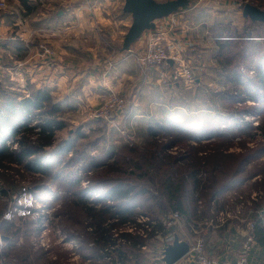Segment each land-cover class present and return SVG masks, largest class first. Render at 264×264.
Here are the masks:
<instances>
[{"label": "rangeland", "instance_id": "1", "mask_svg": "<svg viewBox=\"0 0 264 264\" xmlns=\"http://www.w3.org/2000/svg\"><path fill=\"white\" fill-rule=\"evenodd\" d=\"M97 1L99 3L103 2V4L99 5ZM105 1L111 3L116 1L117 6L114 7L117 8L115 10L118 13L121 12L124 0H90L89 6L86 7L88 9L87 13L93 16L95 11L100 12L98 7H101L100 9L111 7ZM155 1L165 2L168 0ZM216 2L219 1L190 0L188 6L179 9L175 14L181 13L180 15L183 18H180V20L184 22L194 21L192 24L193 26L196 24V28L192 24L187 23V25L193 29L192 35H199L201 38L204 36L205 30L208 33L205 37H211L210 28L216 20L220 19L230 22L233 27L238 29L239 26L235 25L236 20H234L233 15L238 12V9H242L243 4H240L239 8L233 7L234 9L230 12L211 11L212 14L209 15L216 18L207 19L206 25L195 23L199 20L198 15L199 18L204 16L203 9L211 7ZM52 5L56 7V5ZM58 8L61 7L53 9L54 17L58 12H56ZM251 30L255 31L256 43H259L263 49L264 27L258 26L257 29L252 28ZM121 45H118L117 50L121 49ZM49 50L51 51V49ZM51 53L53 52L51 51ZM240 72L249 79L252 77L254 70L249 71L243 68ZM215 74L211 73L208 79H203L206 82L204 81V84H201L200 87H197L195 83H185L192 86L191 88L185 87V84L175 87L176 83L173 81L163 84L164 89L173 91V93L167 94L166 98L162 99L164 101H161L162 104L166 103L168 106V109L165 110L168 114L161 112L158 114L159 103L155 105L144 104L140 107V111L148 118L144 117L145 122L143 124L134 122L131 126L130 123L126 125L124 122H119V124L110 127L112 124L105 122V120L90 118L88 109H98L103 102L96 108H88L81 117L70 119L76 125L81 123L86 126L88 121L96 122L91 128H89L90 126L86 127L84 130L86 133L85 138L77 141L75 149L66 154V157L54 158L53 161L56 164L53 166L50 176L40 175L26 170L24 166L16 165L10 166L8 170H0V264H87L88 262L90 264H121L116 249L119 245L122 246V243L118 240H116L114 246H107L106 250L100 251L98 249V256L94 257L97 247L91 236L94 229L87 226V223L91 222L87 213L90 208L98 211L104 205L112 206L113 202L106 197L107 192L104 187L93 188L92 180L95 172L92 165L94 164L89 159L90 157L100 158L103 156L106 158V160L97 163L96 167L99 170L116 159L120 153L124 152L126 147L136 149L139 154L145 153L151 148L148 144L153 142L145 130L149 118L157 117L158 121L152 124H160V131L162 130L161 132L164 134L154 139L157 143L171 144L169 141L177 138V134H166L174 127L181 130L184 133L183 135L192 137L189 140L178 136V139H182V141L179 142L177 139L178 143L173 144L172 148L166 152L167 155L173 157L172 160L181 159L186 155H189L186 158L191 159L196 153L198 157L205 159L213 153L220 152L229 156L227 157L228 166L233 169V167L236 168V163L240 161L241 157L251 153L258 155L244 167L249 176L255 174V177L248 178L249 180L244 184L236 187L243 186L239 194L234 195L242 196L243 200H247L256 193L258 196L254 198L255 201L250 204V208L259 205L264 206V192L262 189L264 183L261 182L264 178V154L259 155L264 147V135L262 130L259 129L260 126L264 127V93L251 91L249 96L244 94L238 96L234 86L226 79L223 78L216 82L217 74ZM169 84H172V89L168 88ZM6 90L9 89H0V105L4 101L3 92H7L6 94L10 92ZM119 95L124 98L127 107L131 104V101L137 99L136 97V99L127 101V97ZM129 113L130 109H125L122 112L126 121ZM111 128L119 131L114 132ZM76 129L75 126H71L70 129L59 131L57 133L58 141L60 143L66 141ZM210 135L211 139H207L206 137ZM134 136H136V139H132ZM173 137L175 138L173 139ZM195 138H199V140L197 141ZM196 149L197 152L192 154L193 151L191 150ZM214 149H217V151L214 152ZM53 151L49 150L48 153H53ZM75 151L81 154L71 161L70 159L75 158ZM112 153L116 157L109 156ZM119 166L125 171V174H112L109 175L108 179L114 176V178L122 180L128 175L126 171L128 173L133 170V165L128 166L123 161H120ZM166 168V165H161L162 170L151 168L149 172L155 180H160ZM178 176L180 177L181 174ZM105 178L106 175L104 174L97 177V179ZM143 182L144 180H139L140 184H143ZM156 185L157 188L159 182ZM237 196L231 198L233 202L229 199V202L223 205L221 211L234 209L238 205V202H234ZM99 199H103V201L101 202ZM79 201L82 202L79 203ZM201 201L203 202L202 206L206 205L205 199ZM254 203L256 204L254 205ZM135 205L137 206L134 209L136 213L145 212L149 207L142 199H138ZM144 205H147V208H144ZM126 226L121 227L118 231H112L113 238L119 239L118 236L121 233H128ZM138 230L139 227L134 233L135 236H139ZM151 242L152 240L149 241L150 245L154 243ZM149 244L137 249L134 256H129L127 264H146V255L149 251L153 253V249L150 248ZM161 245H156V247L161 249ZM122 247L125 250L124 246ZM162 251L163 248L160 252Z\"/></svg>", "mask_w": 264, "mask_h": 264}, {"label": "crops", "instance_id": "2", "mask_svg": "<svg viewBox=\"0 0 264 264\" xmlns=\"http://www.w3.org/2000/svg\"><path fill=\"white\" fill-rule=\"evenodd\" d=\"M31 1L36 8L30 14H26L18 0L7 2L16 12L0 10V89L16 90L25 96H28L32 88L47 90L54 101L61 105L62 118L66 124L63 130L75 126L76 131L79 130V133L86 136L84 130L89 126L91 128L96 121H88L85 126L81 123L76 125L70 119L81 117L90 107L100 106L109 91L127 97V101L137 97L125 108L130 109L127 121L120 113L110 127L119 122L126 125L130 123L131 126L134 122L143 124L145 115L140 111V107L144 104L159 103L158 114H168L165 111L168 106L161 101H164L162 99L166 98L167 94L173 93L163 86L172 81L173 61L169 60V68L146 69L135 59L143 43L150 39L158 40L168 51L170 58L177 54L188 63L196 77L194 83L197 87L204 84L203 79H208L211 73L217 74L216 82L224 78L214 57L216 46L212 38L205 37L208 34L206 30L202 38L192 35L193 29L189 28L187 23L191 25L194 21L189 23L180 20L183 18L181 13L155 21L154 30L145 31L128 51H122V45L121 49L117 50L118 45L123 43L125 33L132 22L131 16L123 12V4L121 12L118 13L115 10L117 7H114L117 2L107 1L111 7H98L100 12L95 11L91 16L86 8V2L90 0ZM218 1L203 9L204 16L199 18L198 15L199 20L195 23L206 25L207 19L216 18L209 15L212 14L211 11L230 12L233 7L239 8L242 4L240 0ZM52 4L61 7L56 10L58 12L55 17L53 9L56 7ZM97 4L102 5L103 2L97 1ZM233 16L238 29L246 24L247 20L242 16L241 8ZM203 17L205 18L202 19ZM193 27L196 28V24ZM42 47L51 49L54 55L47 56ZM180 84L185 82L176 83L175 87ZM168 88L172 89V84H169ZM156 118H149L146 122L147 134L149 128L154 127L153 124L158 121ZM132 139H136V136ZM242 188L243 186L218 196L208 210L198 207L199 216L195 219V232L184 223H178L169 234L155 237L152 245L148 243L153 253L149 251L146 255V264H164L160 250L172 242L174 235L187 244L195 236L201 237L205 240L207 254L216 264H235L237 251L246 235L245 221L256 219L257 212L262 211L264 206H255L251 209L252 213L245 211L243 221L234 219L224 225L211 227L208 220L212 217L211 211H221L223 205L229 202V197L239 194ZM262 215L263 221L258 223V227L264 230V211ZM159 244H162L161 249L156 247ZM175 264L194 263L183 258ZM249 264H264V240L254 242L249 253Z\"/></svg>", "mask_w": 264, "mask_h": 264}, {"label": "trees", "instance_id": "3", "mask_svg": "<svg viewBox=\"0 0 264 264\" xmlns=\"http://www.w3.org/2000/svg\"><path fill=\"white\" fill-rule=\"evenodd\" d=\"M18 1L26 14L32 13L36 8L31 0ZM240 1L243 5L249 3L264 10V0ZM246 20V25L241 30L221 19L216 20L210 28L211 37L216 46L214 57L219 65L220 73L227 82L234 86L238 96L243 94L249 96L251 91L264 93V48L262 49L261 45L256 43L255 31L251 30L252 28L257 29L258 26L264 27V23H252L248 19ZM166 67L169 68V64ZM243 68L249 71L253 69L252 77L248 79L242 74L240 70ZM6 91H10V95L4 91V101L0 105V170H8L10 166L16 165L24 166L26 170L40 175L50 176L53 166L56 164L53 161L54 158L66 157V154L75 149L77 141L84 139L85 136L78 130L66 141L62 143L58 141L57 133L63 130L66 124L62 118L61 105L54 101L47 90L32 88L28 96L14 90ZM159 125H154L148 130V135L153 140L151 144H148L151 148L144 149L148 153L146 151L139 154L136 149L126 147L116 159L99 170L96 167L97 163L106 160V158L103 156L100 158L90 157L89 159L94 164L92 165L95 172L92 180L93 188L104 187L107 192L106 197L113 202L112 206L104 205L98 211L90 208V211L86 212L91 220L87 226L94 229L93 235H91L93 243L97 247L94 257L98 256V249L106 250L107 246H114L118 240L125 248L123 250V247L119 245L116 249L118 257H120L121 264H127L129 256H134V252L147 245L150 240L155 241L157 234H161V236L169 234L161 224L162 217L177 211L187 221H195L199 216L198 203L202 202L201 200L205 199L206 205L203 207L208 210L210 204L218 196L236 189L239 185L255 177V174L249 176L244 168L247 163L258 157L253 153L241 157L240 161L236 163L237 166L235 165L236 168L233 167V169L228 166L227 157L229 156L220 152L213 153L203 159L198 157L197 153L194 154L197 152L196 149L191 150L194 154L191 159L186 158L189 157L186 155L183 157L184 159L172 160L173 157L167 155L166 152L172 148L173 144L178 143V136L189 140L192 137L183 135L181 130L174 127L166 134H177V138L173 137L175 139L169 141L171 144L157 143L154 139L164 135L162 130L160 131ZM259 129L264 135V127L260 126ZM206 138L211 139V135ZM182 139H178L179 142ZM195 139L199 140V138ZM9 141L11 143H8ZM49 150L54 151L48 153ZM216 151L217 149H214V152ZM80 154L75 151V158L70 160H75L76 156L78 157ZM263 154L264 147L259 155ZM109 156L116 157L114 153ZM134 159L136 161H133ZM120 161L128 166L133 165V170L128 173L126 171L128 175L122 180L116 179L114 176L108 179L112 174H125V171L119 166ZM161 165L167 166L166 171L160 180H155L149 169L156 168L160 171L162 170ZM103 174L106 175L105 179H97ZM179 174H181L180 177ZM139 180H144L143 184H140ZM157 182L159 185L156 188ZM261 182L264 183V178ZM262 189L264 192V186ZM138 199H142L145 204H148V208L147 205H144V208H147L145 212H134L137 207L135 202ZM99 201L102 202L103 199H99ZM137 216L147 218L149 222L155 223L147 238H141L132 233H121L118 236L119 239L113 238L111 232L118 231L123 226L134 224L136 227H140L136 222ZM263 237L264 230L256 225L254 240H264Z\"/></svg>", "mask_w": 264, "mask_h": 264}, {"label": "built area", "instance_id": "4", "mask_svg": "<svg viewBox=\"0 0 264 264\" xmlns=\"http://www.w3.org/2000/svg\"><path fill=\"white\" fill-rule=\"evenodd\" d=\"M210 1V0H208ZM8 0H0V10H10L16 12V10L10 6ZM89 6V2H86ZM86 6V7H87ZM47 56H52L53 53L49 49L42 47ZM53 52V51H52ZM135 59L142 68H159L166 67L169 60L173 61L174 69L171 74V79L174 83L185 82L188 84H193L196 77L191 70L188 63H186L179 55L175 54L170 58L168 51L161 45L158 40L150 39L147 43H143L142 48L136 53ZM126 101L119 94L114 92H108L106 97H104L102 105L98 109H88L89 117L92 119H102L105 122L113 123L114 118L122 113L126 108ZM237 195L232 194L229 199L232 201V197ZM257 194L254 193L250 199L243 200L242 196H237L234 202H238V205L234 209L219 211L215 213L211 211V216L208 220V225L221 226L226 224L230 220H241L245 219L244 212L252 213V208L250 204L255 201ZM233 202V201H232ZM199 207H203L202 202H199ZM263 211L257 212V217L254 220H246V235L244 236V241L236 254L235 264H249V253L254 245V232L256 225L263 221ZM140 225L138 230V235L142 238H147L150 231L153 230L155 223L149 222L147 218L140 217L137 221ZM178 223H184L187 227L191 228L194 232L197 230V223L194 220L187 221L180 213L177 211L170 212L168 215L161 218V224L164 229L169 232L172 231ZM126 231L128 233L134 234L137 227L133 225H127ZM161 234H157L160 236ZM156 236V237H157ZM190 260L194 264H216L215 260L212 259L206 252L205 240L201 237L195 236L188 241V253L183 257ZM87 264H90L89 262Z\"/></svg>", "mask_w": 264, "mask_h": 264}, {"label": "water", "instance_id": "5", "mask_svg": "<svg viewBox=\"0 0 264 264\" xmlns=\"http://www.w3.org/2000/svg\"><path fill=\"white\" fill-rule=\"evenodd\" d=\"M190 0H124L123 12L131 16V25L124 36L122 51H128L145 31L155 29V21L169 17L179 9L185 8ZM60 14V13H59ZM242 16L252 23H264V10L249 3L242 7ZM188 253V244L174 235L172 242L161 252L164 264H175Z\"/></svg>", "mask_w": 264, "mask_h": 264}]
</instances>
